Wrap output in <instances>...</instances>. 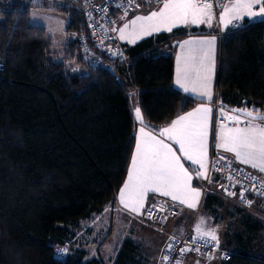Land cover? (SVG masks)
Listing matches in <instances>:
<instances>
[{
  "label": "trees",
  "instance_id": "trees-1",
  "mask_svg": "<svg viewBox=\"0 0 264 264\" xmlns=\"http://www.w3.org/2000/svg\"><path fill=\"white\" fill-rule=\"evenodd\" d=\"M59 1L0 0V264H103L84 248L58 250L114 203L135 149V107L148 124L161 125L200 102L174 85L175 42L194 29L143 39L127 47L125 61L89 67L77 40L89 34L83 5ZM32 8L67 19L76 38L63 59L47 29L31 22ZM70 61L86 70L69 72ZM216 89L231 107L246 101L264 111V17L225 32ZM219 194L205 197L214 213L224 205ZM246 208L236 209L245 229L223 244L232 252L223 264H264V209ZM131 245L125 242L115 264L128 262Z\"/></svg>",
  "mask_w": 264,
  "mask_h": 264
},
{
  "label": "snow or ice",
  "instance_id": "snow-or-ice-1",
  "mask_svg": "<svg viewBox=\"0 0 264 264\" xmlns=\"http://www.w3.org/2000/svg\"><path fill=\"white\" fill-rule=\"evenodd\" d=\"M134 2L135 0H126L127 4ZM147 2L158 3L161 6L148 15L135 16L122 28L113 29V31H119V39L126 38L125 30L129 28L132 29L129 35L133 37L130 42L135 43L136 39L144 36L161 31L171 32L179 24L206 23L211 27L214 4L221 6L219 20L225 27L229 24L241 27V21L245 16L264 17V0H227V2L226 0H203L202 3L200 0H147ZM135 6L139 7V4ZM215 44V36L185 40L178 44L182 52L185 49L186 52L177 57L176 84L184 92L198 93L203 101L208 102L212 99L211 81ZM115 54L122 56L119 51ZM190 83L194 85L191 88ZM135 112L139 118L140 108L137 107ZM211 112L212 108L207 103H202L200 107L179 116L170 127L163 129L160 136H166L167 140L178 145V148H174L173 143H166L165 139H158L156 136L145 133L143 128L140 129L145 139L137 143L127 182L120 192V200L125 208L130 209L132 213L140 212L144 207L145 196L149 192L170 197L173 202L187 205L190 209L198 206L201 191L192 186L193 173L184 166V163L190 162V167L196 166L193 167V171L197 179H208L206 173ZM218 113L221 122L213 138L215 149L233 153L239 164L248 165L264 174V111L254 106L250 109L245 105V107L229 109L225 112L224 107L221 106L218 108ZM229 113L233 114L229 115ZM225 120L231 121V126L226 124ZM177 152L181 155H177ZM224 160L225 157L217 154L213 166L216 171H220L222 167L228 169L225 179L229 184L219 185L228 196L237 195L235 191L229 190V186L235 189L239 185L241 203L249 207L253 201L247 200L246 192L252 191L264 197V177L258 179L243 168H233L231 161L221 164ZM151 207L155 208L156 205L153 204ZM148 215H152L151 210ZM195 232L197 234L192 236L191 243L197 246L180 248L181 255L186 251L199 252L198 241H203L204 246L211 243L212 247H219L218 227L209 228L203 217H200ZM66 251V249L58 250V252ZM172 251L173 248L169 246L168 252ZM162 259L169 261L170 255H164ZM173 264H182V261L176 258Z\"/></svg>",
  "mask_w": 264,
  "mask_h": 264
},
{
  "label": "crops",
  "instance_id": "crops-1",
  "mask_svg": "<svg viewBox=\"0 0 264 264\" xmlns=\"http://www.w3.org/2000/svg\"><path fill=\"white\" fill-rule=\"evenodd\" d=\"M149 4H154V3H149ZM32 10V9H31ZM214 14L217 16V24L209 27L206 23L205 24H198V25H193L190 24L187 28L188 31H192L193 29L196 31L194 34H190L187 37L181 38L175 42V73H174V85L177 89L181 90L184 92V90L176 84V74H177V65H178V60L177 57L180 55H183L184 52H186V49L184 52L178 47V44L185 41V40H197L205 37H216V44H215V53H214V70L212 73V81H211V88H212V99L210 102L208 101H203L202 98L198 95V93L194 92H184L185 94L194 97L198 99L200 102L197 103L194 107L191 109L177 115L170 123L168 124H161V125H150L148 124L142 115L138 118L135 112V109L139 107L138 105L134 109V115L135 119L137 121V127H136V144H135V149L133 152V156L135 155V150L138 142H141L145 138L143 135L140 133V129L143 128L145 133H149L153 136H156L158 139L163 138L165 139L166 143H173L167 140L166 136L161 137L160 133L163 131V129L170 127L172 122L176 120L179 116L185 115L188 112H192L194 109L197 107H200L202 103H207L209 107L212 108V112L209 114V125H210V135H209V141H208V153H207V175L209 173V161H210V155L212 150H217L214 147V134L218 126H215L214 124V107H213V101L215 100L216 94H217V89H216V83H217V78H218V72H219V59H220V37L219 34L220 32H228L230 31V24L225 27L223 23L219 20V15L216 14L215 10L213 9ZM117 15V19L118 16ZM31 17V14H30ZM262 17H255V18H249L247 16L244 17V19L241 21L242 26L246 22H251L256 19H259ZM116 24V23H115ZM115 24L112 25L111 30L113 29H118L115 27ZM39 25V24H37ZM43 26V25H42ZM45 27V26H44ZM46 28V27H45ZM177 29V28H176ZM117 37L118 33L117 31H113ZM76 38V37H75ZM119 39V38H118ZM120 40V39H119ZM121 41V40H120ZM140 42V41H139ZM121 43L125 46L126 51L128 46H133L138 42L135 43H124L121 41ZM127 54V52H126ZM193 84H189V87H193ZM246 101L243 102L242 105H236L232 106L231 109H239L242 107H245V105L248 107L247 104H245ZM250 108V107H248ZM251 109V108H250ZM141 110V109H140ZM233 113H229V115H232ZM242 119H245L242 117ZM229 126H231V121L227 123ZM174 148H178L179 146L173 143ZM219 153H224L227 155H230L236 166L238 167H243L249 172L257 175L259 178L264 177V174L259 173L257 170L252 169L248 165H243L239 164L234 157L233 153L230 152H225L222 149L217 150ZM177 155H181V153L177 152ZM132 156V158H133ZM132 161V159H131ZM190 162H185L184 166L189 169L190 172L193 173V180H192V186L197 187L201 191V197L199 199L198 206L195 209H190L187 207V205H180V214L177 217L171 218L167 225V233L159 231L157 228L149 225L145 221L142 220V216L148 207L154 200L161 198L165 199L168 201H172L170 197H164L160 195L159 193H147L145 196V201H144V207L141 209L140 212L138 213H132L130 209H127L124 207L123 203H121L120 200V192L116 194L115 201L113 204L106 206L101 212H97L92 214V216L84 221L82 223V228L80 229L78 235L71 239L67 244L65 245V248L67 251L65 254L68 252H72L75 249H86L90 255V257H97L100 260L103 261V264H115L117 257L123 248V245L125 244L126 241H129L131 245V249L129 251V256L127 258V263L126 264H163L164 260L162 257L165 255L167 251V247L169 244L170 236L168 233H173L177 235H181L185 232H190L191 234L196 235L197 233L195 232L196 225L199 223L200 217H203L205 221L207 222V226L209 228L212 227H218V237L222 241V244L225 245L227 243L228 239L231 237L232 232L226 228L227 224H230V220H233V217L236 216L237 213L236 209L238 207H243L247 211H249L246 206L244 207L240 202H237L235 199H232V197H229L225 195L223 192L219 190H214L210 188L208 191L204 192L203 189V183L206 179H197L195 177V173L193 171V167H190ZM131 166V163H130ZM130 166L129 170L127 172V176L130 171ZM127 182V177L124 182V184ZM123 184V185H124ZM220 193V197L223 199L222 203L224 202V205H216L217 212H213L209 207L205 206V197L207 196L208 193ZM225 197V198H224ZM127 199V197H125ZM231 198V199H230ZM219 210L222 211V214H219ZM107 212H112L113 214L116 213L118 218L111 217L109 222L107 223L108 227H110V234L105 236L102 241V245H110L106 247L104 252H101L100 247L98 250L94 248H90V243L93 241V235H94V230L93 227H95L99 220L100 217L105 215ZM235 213V215H234ZM115 220H117L115 222ZM229 222V223H228ZM124 226L125 228L128 229L129 233L134 234V239H131L129 237H126V235H121L118 240L116 241V244H112V240H114L113 236V226ZM133 237V236H132ZM115 245V246H114ZM223 260L220 257H213V258H199L194 255H187L183 260L182 264H223Z\"/></svg>",
  "mask_w": 264,
  "mask_h": 264
},
{
  "label": "built area",
  "instance_id": "built-area-1",
  "mask_svg": "<svg viewBox=\"0 0 264 264\" xmlns=\"http://www.w3.org/2000/svg\"><path fill=\"white\" fill-rule=\"evenodd\" d=\"M75 2H80L83 5V15L86 20V24L89 27V34H81L77 36L78 45L80 49V55L84 62L89 67H102L108 68L112 67L113 63L123 62L127 58L126 48L118 39L117 35L111 30L113 24L117 21V15L120 13L136 11L142 6L149 4L147 0H135L133 4H127L126 0H71ZM202 3L203 0H200ZM227 2V0H226ZM139 4V7L135 5ZM103 9V11H101ZM217 15L220 14L221 6L219 4H214L213 8ZM235 23V22H234ZM242 25V23H241ZM239 27H234L233 24H230V30L236 29ZM225 32H220V40L223 38ZM117 51L122 53L121 55L115 54ZM1 66V58H0ZM111 73L117 77L115 70L110 69ZM221 106L224 107L225 112H228L231 109V106L224 103L219 93L217 92L215 100L213 101L214 107V124L219 126L221 122V117L218 113V108ZM226 124L230 121L225 120ZM217 154L225 157L224 161H221V164H226L228 161L232 162L233 168H243L235 165L233 158L230 155L219 153L217 150H212L209 161V173L203 183L204 192L208 191L212 186L227 195L220 184H229L225 179L228 175L227 168H221L220 171H216L213 166V162L216 160ZM246 172H249L243 168ZM251 173V172H250ZM253 176L257 175L251 173ZM229 190L235 191L236 196H233L240 200V187L236 186L235 189H232L229 186ZM247 200L253 201L251 206L260 207L264 209V197L248 191L245 193ZM155 204L156 207L152 208L151 206ZM243 205H246L242 203ZM162 206V208H161ZM247 206V205H246ZM151 210L152 215L149 216L148 212ZM180 214V205L178 202L168 201L165 199L158 198L154 200L146 208L142 220L148 223L149 225L157 228L159 231L166 232V225L171 218L177 217ZM170 236L169 244L165 255H170V260L163 262V264H173V261L176 258L181 259V261L187 255H194L199 258H213L220 257L221 259H229L232 256V252L223 247L222 241L219 238V247L214 248L212 244L209 243L208 246H204L203 241H198L197 244L200 246V251H186L182 255L179 252L180 248H195L197 245L191 243V238L194 234H191L189 231L181 235L168 233ZM176 238V239H174ZM169 246L173 248L171 253L168 252Z\"/></svg>",
  "mask_w": 264,
  "mask_h": 264
},
{
  "label": "rangeland",
  "instance_id": "rangeland-1",
  "mask_svg": "<svg viewBox=\"0 0 264 264\" xmlns=\"http://www.w3.org/2000/svg\"><path fill=\"white\" fill-rule=\"evenodd\" d=\"M36 1H38L39 3L43 5L46 4L48 6H53L55 4L58 5L62 3L59 0H46V2H44V0H36ZM160 6L161 5L158 3L147 4V5L142 6L140 9H137L136 11L120 13L116 21L115 27L118 29L122 28L125 23L134 19L135 16L148 15L150 14L151 11L157 10ZM30 14H31V22L33 24H39V25H43L46 27L47 31L53 38V44H54L53 49L57 52L56 57L62 58L63 49L65 45L70 39H74L76 37V34L69 33L66 30V25L68 23L67 19L64 18L63 15L57 10H45V9H39V8H32V10H30ZM211 23L213 25L217 24V16L215 14H214V18L212 19ZM189 25L190 24L188 25L179 24L176 27H174L173 30H175L176 28H187ZM173 30L171 32L161 31L159 33H154L149 36H144L143 38L136 39L135 42H139L147 38L153 39V38H156L162 35V33H172ZM131 31H132L131 28L126 29L125 30L126 38L124 40L120 39L125 44L131 43L130 41L133 38L131 35H129ZM117 33H118V38H119V35H120L119 31H117ZM66 68L69 72H72V73L83 72L86 70L85 66L81 64H77L74 61L67 62ZM114 216L115 218H118L116 213L113 214L112 212H107L105 215L100 217L98 224L95 227H93L94 235L92 236L93 241L90 243V248H94L98 250V248L101 246L100 250L101 252H104L106 247L110 246L109 244L106 246L102 245V241L106 235L108 236L110 234V227H108L107 223L109 222L111 217H114ZM242 217H243L242 214H236V216L233 217V220L231 221V224H230L231 227H229V230L232 233H237V232L240 233L245 229V228L243 229V225L241 221ZM116 221L117 220H115V222ZM121 235H124V236L126 235V237L134 239V234L129 233L127 228H125L124 226L118 227L114 225L113 226V236L115 238L114 240H112L113 241L112 244H116V241ZM258 238L260 242H263L262 244L264 245V230H262V234H260Z\"/></svg>",
  "mask_w": 264,
  "mask_h": 264
}]
</instances>
